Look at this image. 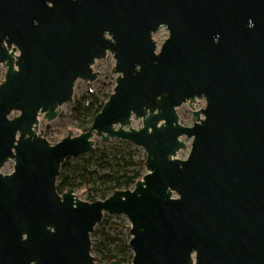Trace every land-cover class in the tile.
Returning <instances> with one entry per match:
<instances>
[{
  "label": "water",
  "instance_id": "1",
  "mask_svg": "<svg viewBox=\"0 0 264 264\" xmlns=\"http://www.w3.org/2000/svg\"><path fill=\"white\" fill-rule=\"evenodd\" d=\"M108 52L113 92L89 129L51 144L40 116L56 119ZM0 63V264H96L106 213L131 223V264H264V0H0ZM95 137L141 146L146 173L105 199L59 193L62 163Z\"/></svg>",
  "mask_w": 264,
  "mask_h": 264
},
{
  "label": "rangeland",
  "instance_id": "2",
  "mask_svg": "<svg viewBox=\"0 0 264 264\" xmlns=\"http://www.w3.org/2000/svg\"><path fill=\"white\" fill-rule=\"evenodd\" d=\"M169 36V31L166 27H161L157 32L153 34L154 40L157 42L158 48L164 42V40ZM114 55L108 52L107 56L101 59H97L93 65V69L98 71L99 75L93 82H87L83 79H78L76 81L74 89V101L72 103H65L62 105L58 117L52 121H47L43 116L39 118V128L38 133L46 137L51 144H55L62 138L67 136L72 131L73 135H78L85 131L84 128L91 126L89 123V116L86 112L80 114V116L75 115L74 107L83 99V95H93L98 96L102 100H107L109 95L113 92L115 86V80L117 74L113 72L115 65ZM6 73V68L0 63V82L3 81ZM206 106L205 98H197L193 102V107L189 102L183 103L178 107L177 111L179 114V122L183 125L192 126L193 125V109L199 110ZM14 112L12 116L16 115ZM203 116V115H202ZM132 126L135 128H140L142 126V119H133ZM186 147L178 151L177 157L185 159L190 150L192 144V137L182 136ZM95 149L104 148L106 146L121 145L124 142H129L132 144V148L136 149L138 152L136 154L137 158H146V152L141 146H137L128 140H122L118 138H111L107 141L95 137ZM15 161L13 159L7 160L1 168V172L4 174L11 173L14 169ZM146 173L145 166L142 169V175ZM74 192L77 197L86 201H95L99 199H104L110 196L113 192L106 189L105 185L97 184H82L78 185ZM105 218L113 225L116 226V230L111 231L113 237H118V239H128L131 237L130 227L131 223L125 214H105ZM92 240V255L96 258V264H106L107 261L102 257L101 247L96 250L94 247L96 244H100L101 241H109L105 239L103 234L99 230V226L95 227V230L91 234ZM130 240V239H129ZM109 242V247L116 250L117 241ZM128 264V263H124Z\"/></svg>",
  "mask_w": 264,
  "mask_h": 264
},
{
  "label": "trees",
  "instance_id": "3",
  "mask_svg": "<svg viewBox=\"0 0 264 264\" xmlns=\"http://www.w3.org/2000/svg\"><path fill=\"white\" fill-rule=\"evenodd\" d=\"M83 99L74 107L75 115L80 116L86 112L89 116V123L95 115L102 109L105 100L93 95H83ZM90 128L86 127L84 130ZM137 150L132 148V144L124 142L121 145L106 146L96 148L93 152L79 156L68 157L61 165V171L57 178V189L59 193L64 192L69 187L75 189L82 184L105 185L106 189L114 192L116 189H128L134 187L136 181L141 178L142 169L145 166L146 158H137ZM104 194V199H105ZM105 239L94 247L99 250L101 246L102 257L109 263L114 259H119L123 263H132L133 251L129 246V239H118L113 237L111 231L116 230L104 216L103 220L97 224ZM117 241L116 250L109 247V242Z\"/></svg>",
  "mask_w": 264,
  "mask_h": 264
}]
</instances>
